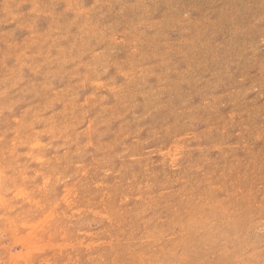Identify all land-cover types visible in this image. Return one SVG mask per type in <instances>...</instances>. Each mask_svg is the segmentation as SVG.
<instances>
[{
  "label": "rangeland",
  "instance_id": "1",
  "mask_svg": "<svg viewBox=\"0 0 264 264\" xmlns=\"http://www.w3.org/2000/svg\"><path fill=\"white\" fill-rule=\"evenodd\" d=\"M263 257L264 0H0V264Z\"/></svg>",
  "mask_w": 264,
  "mask_h": 264
},
{
  "label": "bare ground",
  "instance_id": "2",
  "mask_svg": "<svg viewBox=\"0 0 264 264\" xmlns=\"http://www.w3.org/2000/svg\"><path fill=\"white\" fill-rule=\"evenodd\" d=\"M260 241H261V240H260ZM260 241H259V242H260ZM257 242H258V241H257ZM263 258H264V257H263ZM263 258H262V259H263Z\"/></svg>",
  "mask_w": 264,
  "mask_h": 264
}]
</instances>
